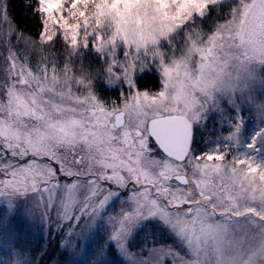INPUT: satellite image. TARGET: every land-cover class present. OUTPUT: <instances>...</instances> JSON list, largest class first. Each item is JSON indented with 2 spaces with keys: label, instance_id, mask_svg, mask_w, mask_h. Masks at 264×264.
<instances>
[{
  "label": "snow or ice",
  "instance_id": "1",
  "mask_svg": "<svg viewBox=\"0 0 264 264\" xmlns=\"http://www.w3.org/2000/svg\"><path fill=\"white\" fill-rule=\"evenodd\" d=\"M220 4L35 0L39 43L62 39L69 59L62 68L43 57L30 65L8 48L0 82V198L8 211L31 199L42 221L55 212L58 225L68 223L73 255L83 243L82 264H108L110 248L131 264H264V101L252 95L257 81L264 86V0H234L224 23L199 30ZM9 20L0 0L5 43L17 31ZM85 50L99 68L77 75L71 57ZM147 71L159 74L160 91L140 90ZM105 83L117 86L116 100L101 94ZM222 102L235 115L204 151L197 134ZM241 104L255 108L258 123L246 122ZM149 225L173 243L137 258L129 241ZM96 238L105 243L93 247ZM10 254L14 264H31L23 252Z\"/></svg>",
  "mask_w": 264,
  "mask_h": 264
},
{
  "label": "rangeland",
  "instance_id": "2",
  "mask_svg": "<svg viewBox=\"0 0 264 264\" xmlns=\"http://www.w3.org/2000/svg\"><path fill=\"white\" fill-rule=\"evenodd\" d=\"M233 3L234 0H221L220 6H212L206 20H198L199 30L210 34L214 30V25L224 23L229 18L228 13ZM9 23L16 30L10 20ZM4 27L7 28L8 25L5 24ZM21 35L27 38L29 42L25 43L24 40L20 39ZM8 40L10 43L0 40V82L4 76L5 58L8 55L9 47L17 53L18 57L25 58L30 65L37 64L43 57L55 61L57 68H62L69 59L62 39L51 46L41 45L39 38L32 39L16 31L14 35L9 34ZM180 41L181 37H177V46H180ZM118 58L121 60L124 58L120 50H118ZM97 59L94 51L87 50L79 56L71 57L73 72L79 75L81 68L86 72L96 71L99 68L96 63ZM141 77L138 80L141 91L146 90L149 93H155L161 90L158 73L147 71L142 73ZM116 88V85L109 86L105 83L101 93L107 94V97L103 96L106 100H116ZM252 95L258 102L264 101V86L259 81L252 86ZM237 102L240 103L239 100ZM221 107L224 109L223 112L213 109L209 112L208 119L200 126L196 138L204 151H209L215 146L214 142L228 134L227 120L235 113L227 103L222 102ZM241 109L246 122L255 118V122L258 123L259 118L254 107L241 104ZM227 159H231V156H228ZM118 207L117 205V211ZM42 210V207L36 208L34 201L30 199L27 202H21L17 211L10 213L7 203L0 198V259H7L9 264H14V256L10 253L23 252L24 259L30 261L31 264H82V260H88L89 257L84 255L83 243H81V253L73 255L72 249L67 243L68 240L72 239L67 236L68 223L61 221L58 225L55 212H52L50 219L44 222L41 220ZM151 229L152 226L149 225L148 229L134 231L128 249L135 254V257L148 258L151 249L173 243L166 233L156 229L153 235ZM77 230L79 229L77 228ZM5 237L11 239V244L4 242ZM104 243L103 239L96 238L93 247ZM107 257L108 264H131L130 258L122 256L114 248L108 250ZM91 259L94 260L95 256H91ZM165 264H171L170 259L166 258Z\"/></svg>",
  "mask_w": 264,
  "mask_h": 264
},
{
  "label": "trees",
  "instance_id": "3",
  "mask_svg": "<svg viewBox=\"0 0 264 264\" xmlns=\"http://www.w3.org/2000/svg\"><path fill=\"white\" fill-rule=\"evenodd\" d=\"M10 21L16 30L24 36L37 39L41 32V23L33 11L35 0H7ZM107 97L105 92L101 93Z\"/></svg>",
  "mask_w": 264,
  "mask_h": 264
}]
</instances>
